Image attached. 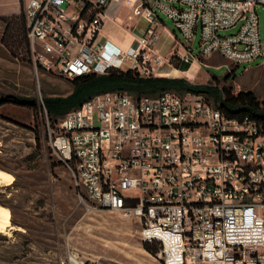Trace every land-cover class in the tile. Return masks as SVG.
Listing matches in <instances>:
<instances>
[{
    "label": "built area",
    "instance_id": "1",
    "mask_svg": "<svg viewBox=\"0 0 264 264\" xmlns=\"http://www.w3.org/2000/svg\"><path fill=\"white\" fill-rule=\"evenodd\" d=\"M110 1L25 0L34 68L68 79L111 67L153 75L164 61L151 56L162 12L183 37L172 51L179 61L195 60L198 31L200 56L237 65L261 57L264 71L255 10L264 0H125L147 25L117 46L116 62L100 38ZM49 137L86 205L134 219L141 240L159 242L162 264H264V128L254 119L231 117L201 94L110 90L64 112Z\"/></svg>",
    "mask_w": 264,
    "mask_h": 264
},
{
    "label": "rangeland",
    "instance_id": "2",
    "mask_svg": "<svg viewBox=\"0 0 264 264\" xmlns=\"http://www.w3.org/2000/svg\"><path fill=\"white\" fill-rule=\"evenodd\" d=\"M24 1L19 4L22 10ZM18 3L0 0V11L17 9ZM262 5L256 11L263 18ZM158 15L177 40L183 41L171 19L162 12ZM3 28L0 20V99H10L0 103V170L12 175L13 181L0 183V205L8 210L10 220L8 229L0 233V264H66L68 255L101 264H162L158 251L152 254L143 248L134 219L86 205L83 189L52 153L49 133L60 116L49 118L44 105L45 100L68 97L73 91L71 82L36 70L24 50L11 51L2 42ZM158 38L160 54L171 65L165 61L153 68L156 71L168 68L166 76L183 77L194 86L215 85L219 92H251L258 101L264 99L261 57L238 65L218 54L202 57L197 31L191 54L199 67L179 72L174 69L178 59L170 52L172 47L167 53L168 45L162 36ZM14 98L31 103L19 104ZM261 213L264 217V210Z\"/></svg>",
    "mask_w": 264,
    "mask_h": 264
},
{
    "label": "trees",
    "instance_id": "3",
    "mask_svg": "<svg viewBox=\"0 0 264 264\" xmlns=\"http://www.w3.org/2000/svg\"><path fill=\"white\" fill-rule=\"evenodd\" d=\"M19 4H20V0ZM21 5V4H20ZM19 5V11L8 15H1L0 20L4 24L3 44L11 51L24 50L28 56L29 48L26 38V22L23 10ZM177 65V64H176ZM181 70H186L189 63L177 66ZM73 87L72 93L65 99H57L52 102L45 100L44 105L49 118L61 116L67 110L76 107L80 102L92 94L110 91L125 90L134 95L150 94L157 95L163 91L176 93L191 92L201 94L206 100L221 108V110L236 118L248 117L254 119L264 128V99L258 101L251 92H238L230 94L229 91L219 92L214 86H194L183 77H169L163 75L143 76L135 69H120L111 67L103 74L88 73L69 79ZM6 96L2 101H9ZM19 104H30L27 99L14 98ZM143 248L152 254H156L160 249L158 241H143Z\"/></svg>",
    "mask_w": 264,
    "mask_h": 264
},
{
    "label": "crops",
    "instance_id": "4",
    "mask_svg": "<svg viewBox=\"0 0 264 264\" xmlns=\"http://www.w3.org/2000/svg\"><path fill=\"white\" fill-rule=\"evenodd\" d=\"M256 6H255V10H256ZM262 6L264 7V5ZM1 7L2 4H0V8ZM2 10L3 11H0V16L17 13L19 11V3L17 9L14 8L12 10H8V9H2ZM263 14H264V10H263ZM146 25H147V20L143 16H132L131 10L129 6L126 4L125 0H111L105 9V19L103 21L100 31V38L102 40H105L107 45V51L105 52L106 57L109 60L116 62L114 58V53L116 51L117 46L122 48H127L128 46L132 45L134 43V40L142 35ZM258 31H259V35L263 37L264 16L262 18L258 15ZM158 33L159 36L163 37L165 44L168 45L166 47V49L168 48L167 53L170 51L171 47L172 50L170 52L173 53L172 51L180 41L177 40L173 30H170L164 25V21L161 17H160V23L158 25ZM157 41L152 48V53H151L152 57H154L155 55H159L160 57H162V55L160 54V47L157 45ZM162 58L164 59L162 63L166 61L169 66L171 65L170 62H168L167 59H165V56ZM184 63H189V62H183L178 60V64L175 66L174 69L179 72H186V71L190 72L192 71L193 66H195L192 62L189 63V67L186 70H181L180 68L177 67L180 64H184ZM198 67L199 64L195 66V68ZM169 71L170 70H168V68L164 71H158V70L156 71V69H153V75L166 76L168 75V73H170ZM263 210L264 208L260 210V213ZM262 218L264 221L263 216Z\"/></svg>",
    "mask_w": 264,
    "mask_h": 264
},
{
    "label": "bare ground",
    "instance_id": "5",
    "mask_svg": "<svg viewBox=\"0 0 264 264\" xmlns=\"http://www.w3.org/2000/svg\"><path fill=\"white\" fill-rule=\"evenodd\" d=\"M12 181H13L12 175H10L9 173H7L5 171L0 170V183H3L4 185H8V184H11ZM8 226H10L9 212L6 208H4L0 205V233L4 234V232ZM68 257L74 261H78L72 255H68Z\"/></svg>",
    "mask_w": 264,
    "mask_h": 264
}]
</instances>
